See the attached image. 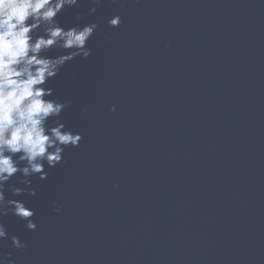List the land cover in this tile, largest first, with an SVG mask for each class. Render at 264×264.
Returning a JSON list of instances; mask_svg holds the SVG:
<instances>
[{"label": "water", "instance_id": "95a60500", "mask_svg": "<svg viewBox=\"0 0 264 264\" xmlns=\"http://www.w3.org/2000/svg\"><path fill=\"white\" fill-rule=\"evenodd\" d=\"M79 0L87 59L48 82L79 133L12 215L14 264H264V0ZM121 18L120 26L108 20ZM77 16L82 19L77 20ZM65 54L52 50L48 55ZM115 106L116 111L110 109ZM51 124V121L49 122ZM20 177L11 184L18 185ZM59 208L57 212L55 209Z\"/></svg>", "mask_w": 264, "mask_h": 264}, {"label": "clouds", "instance_id": "9594fccd", "mask_svg": "<svg viewBox=\"0 0 264 264\" xmlns=\"http://www.w3.org/2000/svg\"><path fill=\"white\" fill-rule=\"evenodd\" d=\"M101 2L90 0L93 7L89 15ZM78 3L79 0H0V241L10 239L17 250L25 245L19 237H9L3 218L12 215L24 221L28 230L35 231V212L23 200L9 198L6 193L11 197L35 196L33 178L46 180L45 166L55 168L63 163L64 150L77 148L82 140L81 134L60 122L68 104L55 98L54 90L48 87L67 63L91 55L87 45L97 24L65 29L57 20L66 8ZM120 23L118 15L108 20L112 28ZM52 50L65 54L48 55ZM110 111L115 112V106ZM13 177H20L17 184L22 187L10 183ZM0 264H14L11 254L0 256Z\"/></svg>", "mask_w": 264, "mask_h": 264}]
</instances>
